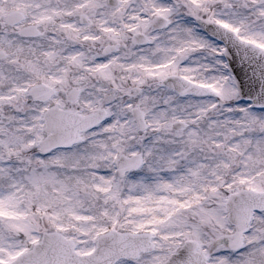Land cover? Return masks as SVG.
<instances>
[{
  "label": "snow or ice",
  "instance_id": "obj_1",
  "mask_svg": "<svg viewBox=\"0 0 264 264\" xmlns=\"http://www.w3.org/2000/svg\"><path fill=\"white\" fill-rule=\"evenodd\" d=\"M0 264H264V0H0Z\"/></svg>",
  "mask_w": 264,
  "mask_h": 264
}]
</instances>
